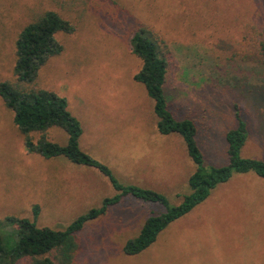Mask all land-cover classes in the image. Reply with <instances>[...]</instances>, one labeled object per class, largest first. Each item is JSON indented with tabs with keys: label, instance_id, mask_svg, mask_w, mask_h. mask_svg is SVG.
I'll return each mask as SVG.
<instances>
[{
	"label": "rangeland",
	"instance_id": "374dc122",
	"mask_svg": "<svg viewBox=\"0 0 264 264\" xmlns=\"http://www.w3.org/2000/svg\"><path fill=\"white\" fill-rule=\"evenodd\" d=\"M47 10L76 30L58 34L64 50L33 84L67 100L82 125L81 148L121 184L156 190L175 206L191 192L189 178L198 167L181 135L159 130L154 100L134 79L142 61L131 38L140 26L154 31L168 59L170 107L196 122L203 166L227 165L226 133L237 124L236 105L249 127L242 155L264 160V0H0V82L15 79L20 31ZM48 137L62 145L69 139L60 127ZM118 193L95 166L30 152L0 97V220L17 216L64 230ZM167 210L123 196L86 223L72 264H227V246L207 251L188 244L264 242V178L252 172H235L149 247L126 253L145 220Z\"/></svg>",
	"mask_w": 264,
	"mask_h": 264
},
{
	"label": "trees",
	"instance_id": "16d2710c",
	"mask_svg": "<svg viewBox=\"0 0 264 264\" xmlns=\"http://www.w3.org/2000/svg\"><path fill=\"white\" fill-rule=\"evenodd\" d=\"M75 30V24L55 10H47L25 25L15 43V79L0 82V97L13 111L14 122L24 135L30 152L46 158L64 156L75 163L95 166L110 178L119 193L105 198L100 207L90 209L64 230L41 227L29 218L17 216L0 220V264H20L22 261L27 264H72L79 248V233L86 223L105 214L129 194L168 207L161 214L150 215L140 233L127 241L126 253L137 254L154 243L170 223L202 203L217 184L229 181L235 172H252L264 178V160L242 155L249 127L239 105L235 108L237 124L226 133L227 165L203 166L205 154L198 143L196 122L192 118L177 117L170 107L165 90L168 59L154 31L149 26H140L131 38L132 51L142 61V67L134 79L145 85L154 100L159 130L164 134L181 135L190 157L198 167L189 178L191 192L175 206H169L168 198L156 190L121 184L109 167L81 148L82 125L68 109L67 100L55 91L37 88L33 84L47 61L63 52L64 46L58 34H71ZM261 55L264 56V41L261 43ZM53 127L63 128L68 133L67 144L62 145L48 137V131ZM36 134H39L38 138ZM34 210L38 213V206Z\"/></svg>",
	"mask_w": 264,
	"mask_h": 264
},
{
	"label": "crops",
	"instance_id": "0c3cea01",
	"mask_svg": "<svg viewBox=\"0 0 264 264\" xmlns=\"http://www.w3.org/2000/svg\"><path fill=\"white\" fill-rule=\"evenodd\" d=\"M133 135L136 136V133H133ZM188 246H202L207 248V251H214V248L218 246H227V264H264V242H227V245L190 243ZM204 260L206 261V264H212L209 260ZM204 260H189L184 261V264H200L204 262Z\"/></svg>",
	"mask_w": 264,
	"mask_h": 264
}]
</instances>
